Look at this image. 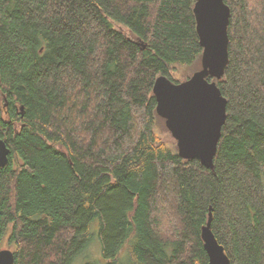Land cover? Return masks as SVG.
Returning a JSON list of instances; mask_svg holds the SVG:
<instances>
[{"label": "trees", "instance_id": "trees-1", "mask_svg": "<svg viewBox=\"0 0 264 264\" xmlns=\"http://www.w3.org/2000/svg\"><path fill=\"white\" fill-rule=\"evenodd\" d=\"M223 2L228 60L207 80L226 118L210 169L178 155L152 92L200 63L195 0H0V245L13 264H69L94 220L104 264H206L209 213L230 264H264V0Z\"/></svg>", "mask_w": 264, "mask_h": 264}, {"label": "water", "instance_id": "water-1", "mask_svg": "<svg viewBox=\"0 0 264 264\" xmlns=\"http://www.w3.org/2000/svg\"><path fill=\"white\" fill-rule=\"evenodd\" d=\"M193 13L196 33L202 48L200 68L189 78L173 83L158 76L152 92L156 100V114L176 141L178 155L183 159H197L205 168L213 167V158L226 118V100L215 81L220 79L228 60L227 25L229 8L223 0H195ZM21 109V108H20ZM9 149L0 139V167L8 162ZM211 213L201 229L203 248L208 256L206 264H230L223 247L210 229ZM10 249H0V264H13Z\"/></svg>", "mask_w": 264, "mask_h": 264}, {"label": "rangeland", "instance_id": "rangeland-1", "mask_svg": "<svg viewBox=\"0 0 264 264\" xmlns=\"http://www.w3.org/2000/svg\"><path fill=\"white\" fill-rule=\"evenodd\" d=\"M196 65L199 66L198 67L199 69L200 63ZM196 65L188 66L186 68L177 67L174 72V77L180 78L181 76H185L189 72L191 73L195 72L196 70H198ZM97 229H98V221L94 220L91 224L90 231H91L92 237H91L90 242L83 249V251H81L79 254L74 256V258L69 262V264H81L85 261H91L93 264H104L103 259L101 257L100 245H99V242L96 236ZM0 248L12 250V248L7 246L5 240L1 243ZM121 255L123 254L121 253ZM121 255H120V258H121Z\"/></svg>", "mask_w": 264, "mask_h": 264}]
</instances>
